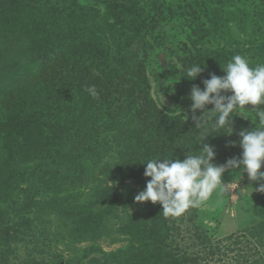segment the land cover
I'll list each match as a JSON object with an SVG mask.
<instances>
[{
	"label": "rangeland",
	"instance_id": "374dc122",
	"mask_svg": "<svg viewBox=\"0 0 264 264\" xmlns=\"http://www.w3.org/2000/svg\"><path fill=\"white\" fill-rule=\"evenodd\" d=\"M236 54L251 67L264 64V0H0V146L12 140L11 149L33 155L13 179L0 173V185L21 199L27 173L35 174L29 194L38 207L12 215L31 227L0 246V264H178L181 255L199 257L185 264H247L250 249L256 259L264 247V192L256 189L264 180L239 168L223 174L222 195L179 217L135 201L151 179L149 160H183L207 143L217 165L240 157L237 136L246 128L232 123L228 135L213 118L197 129L185 105L193 85L203 90L210 74L225 75ZM189 55L204 69L195 80L184 75ZM56 56L69 61L71 76L42 81L40 70ZM141 66L162 118L134 115L119 78ZM86 73L102 79L95 98ZM233 115L259 126L247 105Z\"/></svg>",
	"mask_w": 264,
	"mask_h": 264
},
{
	"label": "clouds",
	"instance_id": "9594fccd",
	"mask_svg": "<svg viewBox=\"0 0 264 264\" xmlns=\"http://www.w3.org/2000/svg\"><path fill=\"white\" fill-rule=\"evenodd\" d=\"M200 65L188 68L185 76L195 80L204 70ZM222 70L225 75L213 73L203 81V90L197 85L191 89L189 98L195 128H203L215 118L213 128H227L224 133L231 135L233 113L236 109H245L246 105L255 109L259 126L238 133L240 157H233L221 165L213 163L216 153L208 143L202 145L199 155L185 154L183 160L163 158L146 162L144 176L151 179L145 190L135 196V201L159 203L165 217H179L191 208L200 207L214 194L222 195L227 186L222 177L230 169L239 168L240 174L246 173L251 181L264 180V171H261L264 164V107H261L264 106V64L251 67L246 57L236 54ZM86 91L93 98L98 96L95 85L88 86ZM208 105L214 107L208 110ZM196 110H203V114L197 117ZM206 113L207 119L204 118ZM236 143L231 142L232 146ZM256 190L264 192V184ZM233 198H237L234 192Z\"/></svg>",
	"mask_w": 264,
	"mask_h": 264
},
{
	"label": "trees",
	"instance_id": "16d2710c",
	"mask_svg": "<svg viewBox=\"0 0 264 264\" xmlns=\"http://www.w3.org/2000/svg\"><path fill=\"white\" fill-rule=\"evenodd\" d=\"M199 61L198 58L194 55H189L188 59L186 60L185 66L186 68H190L194 64H197ZM69 61H67L65 58L62 56H56V63L54 64H46L45 66L40 70L39 77L42 79V81L45 82H51L53 78H68L71 75H67L66 70L69 69ZM141 65V64H140ZM186 69V70H187ZM57 71V72H56ZM68 72V71H67ZM186 73H184L185 75ZM82 78L87 80L88 85H97V84H102V79L97 76H92L89 73H86ZM121 81L126 82L129 84V97H130V102L132 103V107L134 108V115L137 117H148V116H156V117H164V112L160 109H158L154 99L149 96V91H150V85L148 83V79L146 75L143 72V66L139 67L133 74V77L127 78V76L122 75L119 77ZM66 81V80H65ZM192 101L190 98L185 101V105L187 107L191 106ZM264 107V106H261ZM191 108V107H190ZM247 108L252 109V105H247ZM214 122V119L212 120ZM232 123L235 124L237 127L242 126L246 129L253 130L248 126V120L244 119L243 117H232ZM1 124V120H0ZM227 129V128H222L220 130ZM4 138V137H2ZM237 139H240L239 136H237ZM236 141V139L234 138ZM12 140H2V145L0 146V173L1 175L5 176L7 173V178L8 179H13L15 176L18 175V170H19V162L21 160H30L32 159L33 155L32 153L29 152V148L27 147L25 150L17 151L11 149L8 146V142ZM47 142H51L49 137L47 139ZM15 143V142H14ZM261 171H264V164H262ZM246 174V173H245ZM247 175V174H246ZM35 174L32 173H27V177L25 180V183L27 184V188L23 189V197L21 199L14 198L12 196V189H8V184L2 183L0 185V246L2 244H7L8 246L11 244H14L20 239L22 240L23 237L25 236V232L27 231V228H30L31 226L27 227L28 225L26 224H21L17 219L14 220V216H12L14 213H20V214H25L26 212H29L31 214H35V209L38 211V207L35 206V203H32L33 196H31L29 193L31 192L33 186L36 185V179L34 178ZM29 185V186H28ZM8 190H7V189ZM6 190V191H4ZM34 194V193H33ZM10 201L9 203H6V201ZM37 219V218H36ZM35 219V220H36ZM34 220V221H35ZM32 221L31 223H33ZM27 227V228H26ZM197 238L201 237L202 243L208 241V237L206 235H200L196 233ZM165 238V236H164ZM236 244L240 243V239H236L234 241ZM261 244H264V241H261ZM2 247V246H1ZM0 247V248H1ZM257 250H258V245H256ZM256 249H250L249 250V256H246L245 262L247 264H258V260L260 259L261 256L264 257V247L262 248V251L259 252V256L255 257L253 255L252 251H255ZM6 251H0V258H2V255ZM263 253V254H262ZM253 257V258H252ZM199 257L198 255L195 257H185V255H181L179 258V263L178 264H185L188 261H196L198 260ZM1 263V262H0Z\"/></svg>",
	"mask_w": 264,
	"mask_h": 264
}]
</instances>
